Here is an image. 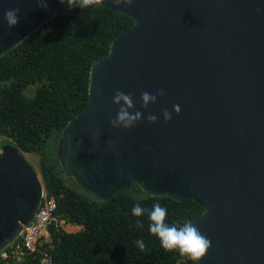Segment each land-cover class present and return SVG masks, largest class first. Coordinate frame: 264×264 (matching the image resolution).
I'll return each mask as SVG.
<instances>
[{"label": "water", "instance_id": "1", "mask_svg": "<svg viewBox=\"0 0 264 264\" xmlns=\"http://www.w3.org/2000/svg\"><path fill=\"white\" fill-rule=\"evenodd\" d=\"M46 3L0 0V56L70 8L66 0ZM100 5L132 24L89 67L87 104L57 138L60 169L102 200L138 186L148 196L199 205L202 212L190 222L211 247L195 264H264V11H256L264 10V0ZM17 7L19 23L10 28L3 13ZM160 88L165 95L142 107L141 92ZM117 89L132 93L130 112L143 113L132 128L110 124ZM41 189L30 164L3 143L0 249L29 222Z\"/></svg>", "mask_w": 264, "mask_h": 264}, {"label": "trees", "instance_id": "2", "mask_svg": "<svg viewBox=\"0 0 264 264\" xmlns=\"http://www.w3.org/2000/svg\"><path fill=\"white\" fill-rule=\"evenodd\" d=\"M132 20L102 5L73 6L57 13L0 56V136L21 153L38 155L40 183L55 200L56 213L77 231L48 228L34 254L0 264H195L179 251L168 252L149 232L148 211L157 202L168 210L167 223L182 225L202 208L191 200L148 196L138 186L117 191L107 200L85 193L60 169L57 138L66 122L87 104V76L93 60L107 53L111 39ZM33 86L32 96L24 90ZM135 192L141 195L135 196ZM139 203L144 215L132 208ZM140 220L143 227H137ZM143 239L146 251L136 246Z\"/></svg>", "mask_w": 264, "mask_h": 264}, {"label": "clouds", "instance_id": "3", "mask_svg": "<svg viewBox=\"0 0 264 264\" xmlns=\"http://www.w3.org/2000/svg\"><path fill=\"white\" fill-rule=\"evenodd\" d=\"M65 0H61V3ZM67 4L71 6H78L82 9L89 8L94 5H100L103 0H66ZM40 7L46 8V0H37ZM112 3L116 6L124 4L130 6L133 0H112ZM256 11L260 13L261 8H257ZM20 9L10 8L4 11L3 17L6 20L8 26L15 27L19 23ZM165 90L163 88L157 89L156 93H149L148 91L141 92L142 107L147 108L149 103H156L158 96H164ZM113 103L119 105L115 118L110 120V124L114 128L123 127L125 129L132 128L138 121L143 118V113L140 111L130 112V109L135 107L132 93H125L117 89L113 95ZM173 109L176 114L181 112L180 106L173 105ZM163 117L165 121L172 119L171 113L167 110H163ZM147 120L150 123L157 122V116L149 113ZM145 209L141 207L139 203L135 204L132 208V214L136 217L143 216ZM168 210L166 207L161 206L159 202L155 203L148 211V218L150 221L149 232L156 236L161 246L165 251L173 252L179 251L180 255L188 256L193 261L202 259L211 247V240L201 233L198 227L193 225L190 221H185L182 225H176L175 223H167ZM137 227L142 228L143 223L140 220L136 221ZM136 246L141 251H146V245L143 239L136 241Z\"/></svg>", "mask_w": 264, "mask_h": 264}, {"label": "built area", "instance_id": "4", "mask_svg": "<svg viewBox=\"0 0 264 264\" xmlns=\"http://www.w3.org/2000/svg\"><path fill=\"white\" fill-rule=\"evenodd\" d=\"M0 136V146L1 144ZM55 200L41 189L40 201L28 223L21 225L19 233L0 249V259L21 261L27 255L34 254L40 241H46L48 228H63V220L54 213ZM39 264H49V258L44 251L38 256Z\"/></svg>", "mask_w": 264, "mask_h": 264}, {"label": "rangeland", "instance_id": "5", "mask_svg": "<svg viewBox=\"0 0 264 264\" xmlns=\"http://www.w3.org/2000/svg\"><path fill=\"white\" fill-rule=\"evenodd\" d=\"M33 86L27 87L23 92L26 96H32L33 94ZM3 139V138H2ZM1 139V144H3V140ZM22 157L30 164V166L33 168L34 172L39 178V171H38V155L35 153H21ZM42 186V184H41ZM43 187V186H42ZM135 196L141 195L140 192H135Z\"/></svg>", "mask_w": 264, "mask_h": 264}, {"label": "crops", "instance_id": "6", "mask_svg": "<svg viewBox=\"0 0 264 264\" xmlns=\"http://www.w3.org/2000/svg\"><path fill=\"white\" fill-rule=\"evenodd\" d=\"M63 229L66 231H77L80 229V226L78 225H70V224H65L63 225ZM46 239H48V236L46 237Z\"/></svg>", "mask_w": 264, "mask_h": 264}]
</instances>
